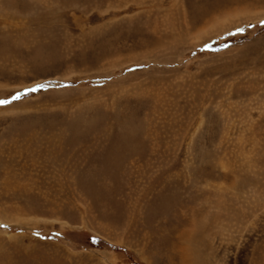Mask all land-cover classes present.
Segmentation results:
<instances>
[{
	"label": "rangeland",
	"instance_id": "obj_1",
	"mask_svg": "<svg viewBox=\"0 0 264 264\" xmlns=\"http://www.w3.org/2000/svg\"><path fill=\"white\" fill-rule=\"evenodd\" d=\"M0 101V264H264V0H0Z\"/></svg>",
	"mask_w": 264,
	"mask_h": 264
},
{
	"label": "snow or ice",
	"instance_id": "obj_2",
	"mask_svg": "<svg viewBox=\"0 0 264 264\" xmlns=\"http://www.w3.org/2000/svg\"><path fill=\"white\" fill-rule=\"evenodd\" d=\"M38 88L39 87H45V85H38L37 86ZM36 89H31V91H35ZM19 98V96H16V97H13V99H18ZM9 101H0V103H8Z\"/></svg>",
	"mask_w": 264,
	"mask_h": 264
}]
</instances>
